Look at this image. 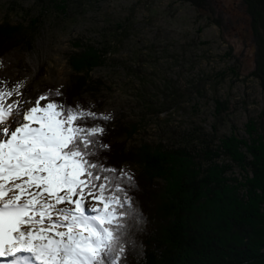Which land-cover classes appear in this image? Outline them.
I'll list each match as a JSON object with an SVG mask.
<instances>
[{
    "label": "rangeland",
    "instance_id": "rangeland-1",
    "mask_svg": "<svg viewBox=\"0 0 264 264\" xmlns=\"http://www.w3.org/2000/svg\"><path fill=\"white\" fill-rule=\"evenodd\" d=\"M6 17L29 28L40 17L31 44L0 57V77L25 80L32 100L48 88L66 89L69 54L79 42L109 46L105 64L91 72L101 90L85 99L94 111L137 123L130 145L178 146L193 139L195 127L208 133L213 125L246 135V122L264 111L242 0H207L202 8L190 0H0V22ZM168 81L185 98L164 109ZM214 97L228 100V113L215 114ZM124 169L140 170L131 163ZM233 174L244 171L236 167Z\"/></svg>",
    "mask_w": 264,
    "mask_h": 264
},
{
    "label": "trees",
    "instance_id": "trees-1",
    "mask_svg": "<svg viewBox=\"0 0 264 264\" xmlns=\"http://www.w3.org/2000/svg\"><path fill=\"white\" fill-rule=\"evenodd\" d=\"M190 1L200 8L207 3ZM242 2L256 45L253 75L264 91V0ZM39 19L29 28L4 18L0 22V57L29 46L31 30ZM76 46L69 54L72 72L61 99L87 109L86 95H96L103 85L91 72L105 64L109 46L80 42ZM166 91L169 99L162 102L164 109L185 98L170 81L165 84ZM214 100L217 116L228 113V100ZM263 118L264 111L260 118L250 117L246 135L236 126L224 133L217 125L208 133L195 127L193 139L178 146L161 141L130 145L129 139L138 130L136 122L112 118L104 124L103 142L110 146V151L103 153L107 165L124 169L125 163H131L140 169L132 173L140 191L130 194L146 217L140 235L143 252L129 254L128 264H264ZM236 167L244 171L240 178L233 174Z\"/></svg>",
    "mask_w": 264,
    "mask_h": 264
},
{
    "label": "snow or ice",
    "instance_id": "snow-or-ice-1",
    "mask_svg": "<svg viewBox=\"0 0 264 264\" xmlns=\"http://www.w3.org/2000/svg\"><path fill=\"white\" fill-rule=\"evenodd\" d=\"M26 87L0 77V264H128L146 217L134 175L103 155L111 114Z\"/></svg>",
    "mask_w": 264,
    "mask_h": 264
}]
</instances>
